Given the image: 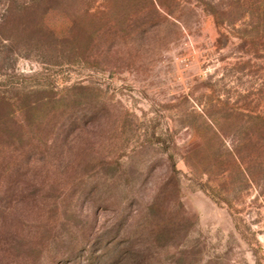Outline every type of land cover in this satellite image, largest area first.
I'll return each mask as SVG.
<instances>
[{
	"label": "rangeland",
	"instance_id": "374dc122",
	"mask_svg": "<svg viewBox=\"0 0 264 264\" xmlns=\"http://www.w3.org/2000/svg\"><path fill=\"white\" fill-rule=\"evenodd\" d=\"M0 264H264V0H0Z\"/></svg>",
	"mask_w": 264,
	"mask_h": 264
}]
</instances>
